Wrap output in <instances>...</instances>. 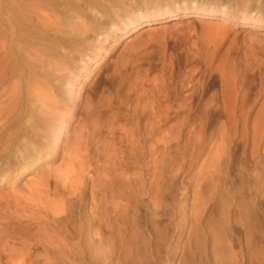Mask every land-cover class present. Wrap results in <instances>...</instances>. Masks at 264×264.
Masks as SVG:
<instances>
[{
  "label": "rangeland",
  "instance_id": "1",
  "mask_svg": "<svg viewBox=\"0 0 264 264\" xmlns=\"http://www.w3.org/2000/svg\"><path fill=\"white\" fill-rule=\"evenodd\" d=\"M158 5L179 14L106 40L88 75L60 79L57 111L36 100L50 84L30 70L23 118L36 134L33 161L0 170V264H68L56 202L11 199L41 172L51 199L68 186L69 198L116 206L99 227L109 264H264V27L255 23H264V0ZM200 6L217 15L200 16ZM30 9L21 10L27 27L19 0H0L7 73L19 72V36L33 35ZM11 103L17 118L7 133L19 124L18 96ZM65 160L83 173L73 187L62 185Z\"/></svg>",
  "mask_w": 264,
  "mask_h": 264
},
{
  "label": "bare ground",
  "instance_id": "2",
  "mask_svg": "<svg viewBox=\"0 0 264 264\" xmlns=\"http://www.w3.org/2000/svg\"><path fill=\"white\" fill-rule=\"evenodd\" d=\"M160 1L161 0H33L34 9L31 10L28 1L19 0V19L23 20L27 25L26 18H28V16L21 11L23 7H26L30 9L28 11L33 12L35 25L33 22L32 27L34 30L33 28L31 29L32 36H22V39L20 38L21 36H19V72L17 68L13 67L10 73L5 72L3 66H1L2 57L0 56V170L4 167L10 170L12 164H17L18 162L20 165L30 160L33 161L31 146L35 142L34 139L36 134L29 132V130L32 129L31 120H24L23 118V113L26 109L23 106V103H25V98L23 97H25V93L28 94V92L31 91L28 80V74L31 72L30 70H33V72L35 70L41 75L39 81L44 77L45 81L50 84L48 92L41 89V85L37 87L38 91L35 95L37 97L36 100L45 106L52 101L51 105L54 109H57L55 103L59 104L61 102L60 89L62 83L60 79H62V77L66 79L72 76L88 75L86 63L99 55L100 57L98 60H100L106 56H103L105 52L106 54L108 53L104 45L106 40H109L110 37L117 36L118 33L123 32V34L119 36L124 35V33H129L130 28H133L132 31H134L136 28L138 29L144 21L165 20L168 17L179 14L178 10L175 8H162V5H158ZM149 5L153 6V10L149 8ZM21 13L26 15V18ZM197 13L200 16L206 14L212 16L217 15L213 9L205 8V6H200ZM224 16L227 19L231 18L228 14H224ZM216 22L219 23V26L224 25L221 24L220 21ZM255 23L264 27L263 22L255 21ZM256 39L257 38H255V40ZM0 43V46L5 47L6 50V46L8 45H4L3 36H0ZM29 47H32L36 52V55H34L32 59L23 55V51H29L26 50ZM64 70L67 71L66 74L63 73ZM7 85H11L13 90L11 91V87H9V92H11V94L9 92L8 94L10 96L12 95V97L14 96L15 99L18 96L19 99V124L16 125V130H13L15 127L13 126L12 131L9 133H7V126L17 118L16 112L13 111L17 103L13 102L15 105L11 103L15 101L14 98L11 101L9 100L11 97L6 96L7 99L3 98L4 90ZM43 91H46V93H43ZM36 100H34V102ZM16 102L18 101L16 100ZM53 108L48 109L50 111V109ZM41 113L43 112L41 111ZM17 133L18 150H16L17 148L15 147ZM19 134H23V136L20 137ZM12 153H18V156L15 155L16 158L15 156L12 157ZM69 155L71 156V154ZM5 161L7 162L4 163ZM63 164H66V168L61 167L59 170L63 171L64 169L63 188H66L67 185L73 187L77 179L79 177L81 178V174L83 173L77 174L78 172H75L72 161L68 163L66 161ZM73 174L74 176H72ZM37 176V179L29 181L32 183H28V185L25 186L26 188L23 187L19 190L14 189V192L17 191L18 193H13L12 189L11 192L15 197L11 198L10 196V198L14 200L17 205H22V207H24V202L34 203L35 206L37 203L41 205V203L44 202H51V204L53 202L58 203L54 205H57L59 207L58 209H60H57L56 213H65L64 217L62 216L67 228V241L65 247L67 250L64 259L68 264H109L108 252L101 246V232L99 227L100 225L102 226L104 219L106 220L107 216L112 214L111 212L117 210L116 206L114 205L113 208L111 207V211H107L106 208H103L104 205H106L104 204L105 202L102 206L95 198H91L90 200L85 198H69L70 196L68 195L70 193L67 195V191L70 192L74 188L69 189L68 186L65 192V196L67 195L68 198L60 195L55 200L53 198L51 199L50 196H48L50 193H47L48 189L46 186L50 184L46 182L49 179L47 180L44 172L37 174ZM3 191L4 190L0 188V198L4 197ZM5 192L6 191H4V194ZM71 193L73 194V192ZM26 212L28 211L26 210ZM31 212L30 210V213Z\"/></svg>",
  "mask_w": 264,
  "mask_h": 264
}]
</instances>
